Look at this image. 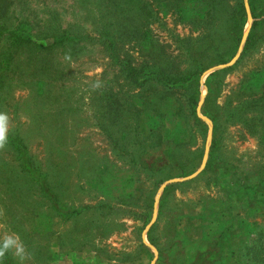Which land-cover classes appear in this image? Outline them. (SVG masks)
<instances>
[{"label":"rangeland","instance_id":"1","mask_svg":"<svg viewBox=\"0 0 264 264\" xmlns=\"http://www.w3.org/2000/svg\"><path fill=\"white\" fill-rule=\"evenodd\" d=\"M99 1L50 0L61 6L63 23L90 30L104 11ZM144 1L156 13L153 24L145 25L124 5L114 8L118 14L128 13V19L115 17L133 32L123 52L169 60L183 69L191 47L201 53L202 63L212 65L200 79L196 106L208 125L205 140L187 108L186 116L177 110L176 116H167L160 129L164 133L175 124L185 127L181 135L172 134L175 158H167V163L176 160L172 175L193 163L199 166L190 175L155 185L168 171L157 167L162 166L163 148L154 135L136 131L126 114L132 91L121 75L97 47L82 58L63 61V80L49 85L43 96L14 88L10 103L17 114L4 113L7 128L11 125L22 135L40 171L32 177L16 154L0 147V244L13 241L6 251L15 264H264V131L251 134L241 122L264 117V111L245 106L251 101L247 95L262 85L261 76L253 77L264 72V29L258 28V40L245 55L241 57L243 41L233 59L219 65L218 54L230 43L227 28L236 0ZM195 3L201 10L193 18L189 8ZM211 5L212 14L205 16L203 10ZM116 21L111 20L119 37ZM253 22L248 19L245 36ZM212 30L219 33L215 43L207 38ZM141 32L149 35L146 43L135 42ZM231 65L220 83H211L220 89L214 113L223 131L215 152L217 166L206 170L213 125L202 113L207 81L211 73ZM113 107L124 115L110 121ZM44 176L47 183L39 180ZM168 185L173 186L165 191ZM147 216L150 221L144 224Z\"/></svg>","mask_w":264,"mask_h":264},{"label":"trees","instance_id":"2","mask_svg":"<svg viewBox=\"0 0 264 264\" xmlns=\"http://www.w3.org/2000/svg\"><path fill=\"white\" fill-rule=\"evenodd\" d=\"M103 1L100 0L98 5L104 4V11L97 15L99 20L95 29L90 30L82 24L63 23L61 6L52 5L50 0H43L42 2L0 0V113H8L11 110L13 114H17L15 105L10 103L14 88L26 87L43 96L49 85L58 80H63L66 73L63 61L78 59L86 50L97 47L98 51L110 65L115 67L122 80L132 91L130 107L126 114L131 117V121H135L136 131L140 128L139 131H147L148 135H154L157 137V144L163 148L164 157L163 159L159 157V160L162 159V166L157 165V167L168 171L166 174L164 171L163 174L165 175L154 181V184L158 185L169 178L185 177L192 174L198 168V163H193L190 169L179 175L171 174V170L176 169V160L167 163V158H175L176 140L172 134L176 135L177 131V135H181L185 127L183 125L178 127L175 124L174 127L163 130L164 133L160 129L164 126L163 123L167 116V118L171 115L176 116V110L182 116H186L184 112L187 108L190 115L192 114L195 121L201 126L200 131L205 140L208 125L198 116L196 106L200 95V79L212 65L202 63L200 61L202 59L201 53L198 55L195 51L192 52L191 47H187L189 62L187 67L183 69H178L169 60L161 61L162 59H160L159 61V59H155L150 61L143 56L134 58L123 52L122 49L130 43L132 36L129 37V35L133 32L120 23L119 17H115V15H120L123 19H128V13L121 12L118 14L119 11L114 10V8L122 9V5H124L125 11L134 13L135 17L139 18L145 25L155 22L156 13L144 0H122L121 3L112 0ZM200 10L198 3H195L193 7L189 8V16L195 18ZM212 11V5L203 10L205 16L212 14ZM249 18L253 19L254 22L245 36L244 29ZM112 19L119 20V22L116 21L118 28L115 30L119 37H115ZM259 27L264 29V0H236L230 12L227 28L230 43L223 54H218L220 58L216 64L225 65L232 60L243 41L244 48L241 57L249 49H252L258 40ZM214 35L218 38V31L212 30L207 35L212 43L216 42ZM148 38V33L141 32L136 37L135 42L138 39H143L146 43ZM229 69H232V65L211 73L207 81V95L202 106V113L210 118L213 125L206 170L211 165L217 166L215 162L218 155L215 152L223 131L221 125L217 123L219 121L218 113H214L218 109L215 99L219 96L220 89H215V91L211 83L213 79L220 83L223 73ZM260 76L261 89L259 92H252L247 95L251 101L245 102V106L249 105V107L257 108L259 112H263L264 72L260 75L257 73L253 78L255 81ZM176 92H179L181 97H177ZM113 112L114 115L112 116ZM122 114L124 115L121 108H114L111 113L108 112V115H111L109 120L114 121L119 117L118 115ZM14 120H16L15 117ZM141 122L143 123L140 124ZM241 122L251 134L264 131V117L252 116L250 119L247 118ZM139 131L136 135L140 134ZM107 134L109 135V133ZM7 137V143L3 147L16 154L17 158L23 162L24 168L31 172L32 177L39 173L40 171L35 166L33 156L29 154L24 138L11 125L7 128ZM109 137L111 136L109 135ZM114 143L121 149H125L127 146L119 143V141ZM203 151L204 148L200 149L198 154L202 156ZM148 167L152 169L155 165ZM182 168L179 167L180 170ZM39 180L47 183L45 176ZM171 186L173 185H168L165 191ZM149 221L150 216H147L144 224ZM2 247L3 245L0 244V248ZM0 260L2 264H15L6 250H4L3 255H0Z\"/></svg>","mask_w":264,"mask_h":264},{"label":"clouds","instance_id":"3","mask_svg":"<svg viewBox=\"0 0 264 264\" xmlns=\"http://www.w3.org/2000/svg\"><path fill=\"white\" fill-rule=\"evenodd\" d=\"M7 124H8V116L4 113H0V147H3L8 140L7 137ZM10 243H13L11 240H6L3 247L0 248V255H3L4 250H6ZM23 248L17 246V253H22ZM23 259V257H21Z\"/></svg>","mask_w":264,"mask_h":264}]
</instances>
